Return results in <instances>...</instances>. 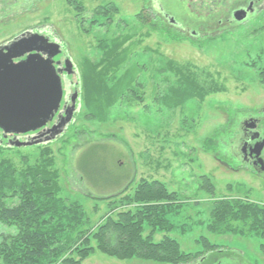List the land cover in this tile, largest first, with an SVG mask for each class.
Returning a JSON list of instances; mask_svg holds the SVG:
<instances>
[{"label": "rangeland", "instance_id": "1", "mask_svg": "<svg viewBox=\"0 0 264 264\" xmlns=\"http://www.w3.org/2000/svg\"><path fill=\"white\" fill-rule=\"evenodd\" d=\"M152 1L0 0V46L34 31L52 33L71 59L65 74L80 94L73 123L60 136L43 146H4L0 158L11 164L9 174L48 165L59 176L61 205L78 210L80 227L87 225L85 237H93L109 217L117 220L120 213L135 210L128 197L141 182L160 181L178 202L176 216L170 218L174 228L153 234L147 228L145 236L157 243L166 237L176 240L181 251L195 257L191 264L210 255L204 253L205 243L239 253L246 264H264V239L252 232H214L210 205L241 199L264 206V178L236 164L230 150L244 120L264 119V7L220 32L213 23L227 9L232 13L234 1L228 0L226 9L213 8L216 0H182L179 9L170 2L167 10L189 23L187 29L202 23L212 27L206 29L209 36L190 40L156 22ZM208 12L214 15L205 16ZM111 53L114 67L108 64ZM128 71L136 79L132 91L116 102L103 103L96 94L89 103L91 78L102 79L109 88ZM178 90H187L190 99L175 103ZM95 106L103 107L98 119L91 116ZM130 182L126 195H115ZM15 201L8 198L10 205ZM72 223L65 220L68 227ZM78 230L67 231L63 244ZM17 233L16 226L0 223V244ZM89 242L95 250L81 264H159L118 260L97 249L94 238ZM73 249L67 255L79 259ZM218 258L216 264H236L230 256Z\"/></svg>", "mask_w": 264, "mask_h": 264}, {"label": "trees", "instance_id": "2", "mask_svg": "<svg viewBox=\"0 0 264 264\" xmlns=\"http://www.w3.org/2000/svg\"><path fill=\"white\" fill-rule=\"evenodd\" d=\"M112 55H108V64L114 67ZM261 69V81L264 83V67ZM91 79L90 85H87L89 103L93 102L92 96L96 94L98 101L102 97L103 103L111 99L116 102L127 91H132L136 83L131 71L119 76L109 88L102 79ZM176 94L177 104L190 99L187 90L174 91V97ZM98 101L94 102L98 104ZM95 108L91 116L98 119V113L103 112V107ZM3 149L5 147L0 145V152ZM9 165L11 164L0 158V223L16 226L18 233L16 236L4 237L0 244V264H81L95 250L90 246L92 238L98 243L97 249L118 260L140 258L159 264H191L194 261L195 257L181 251L176 240L166 237L157 243L151 235L144 234L147 228L152 230L151 234L174 228L170 218L176 216L173 208H178V202L174 193L169 192L162 182H141L134 191L133 198L128 197L130 203L137 205L135 210L120 213L117 220L109 217L98 226L96 232L91 233L93 237H85L89 232L87 225L80 227L82 223L78 220L81 214L78 210L61 205L62 200L57 197L59 176L49 170L48 165L30 166L20 172L13 170L10 174L7 172ZM131 185L132 182L115 195H126ZM8 198L16 201L10 205ZM210 205L213 223L216 225V228L210 229H215L214 232H233L241 236L252 232L264 239V206L246 203L241 199L211 201ZM63 208L65 214L62 212ZM68 217L73 222L71 227L65 224ZM76 221L80 224L75 223ZM78 228L76 235L63 244L65 239L62 240V237L68 235L67 231L70 233ZM224 228L227 231H223ZM68 245L71 247L64 250ZM214 248L205 243L204 253H210L208 256L216 258L230 254ZM72 249L75 250L73 253L79 255V259L72 254L67 255Z\"/></svg>", "mask_w": 264, "mask_h": 264}, {"label": "water", "instance_id": "3", "mask_svg": "<svg viewBox=\"0 0 264 264\" xmlns=\"http://www.w3.org/2000/svg\"><path fill=\"white\" fill-rule=\"evenodd\" d=\"M245 13L239 11L235 17L241 21ZM68 65L71 61L61 46L44 34H23L0 46V145H42L68 128L79 95L70 88L68 101L60 110L65 94L62 75ZM56 116L58 121L52 124ZM37 131L24 139L9 137ZM263 142L261 135L256 143L259 151Z\"/></svg>", "mask_w": 264, "mask_h": 264}, {"label": "flooded vegetation", "instance_id": "4", "mask_svg": "<svg viewBox=\"0 0 264 264\" xmlns=\"http://www.w3.org/2000/svg\"><path fill=\"white\" fill-rule=\"evenodd\" d=\"M187 1V0H186ZM228 0H216L213 3V8L218 9V7H221V9H226L225 4ZM234 1L232 13L230 14V9H227L226 14L224 10H220L223 14H226L224 16H221L222 19H219L216 23V27L212 26L213 28H221L224 31L226 30V27H231L235 24H240L250 19L251 16H253L259 9L264 7V4H261V2H264V0H246L242 3H239L238 0H231ZM170 2H177V8L179 9V5L183 2L182 0H153L152 1V9L155 11L154 18L156 22L168 24L169 29H172L171 31L180 34L181 36L188 37L190 40H196V39H203L207 36H209V33H207L206 29L212 28H206V26H209L210 24H201L199 27L195 29H187L186 24H189L187 22H183L182 20L177 19L176 16L171 15L169 13V10H167V7L170 6ZM148 3V2H147ZM238 3V4H237ZM239 11H245L247 17L244 18L242 21H239L237 17H235V14ZM230 14V15H229ZM214 15V14H213ZM212 12H208L205 14V16L212 17ZM206 23V22H205ZM205 31V33H203ZM219 31V30H218ZM39 32L43 34L49 35L52 39L55 40V42H58V39L52 34L48 33L45 30L41 31H34V33ZM68 78V76L66 77ZM72 81H68L70 83ZM69 85V84H68ZM236 135L232 137V143L230 145V150L232 152L231 157L235 161L236 164L242 165L243 167H246L247 169L252 170V172L255 173L256 176H259L261 178H264V142L261 147L262 150L259 151L260 146L256 147V143L258 142V139L261 135H264V119H246L242 122V126H240V130L238 133H235ZM261 145V144H260ZM224 256H230V258L235 262L236 264H246L242 259L241 255L236 252H230L225 254ZM223 256V257H224ZM221 262L219 258H216L214 256H206L199 260L197 264H216Z\"/></svg>", "mask_w": 264, "mask_h": 264}]
</instances>
